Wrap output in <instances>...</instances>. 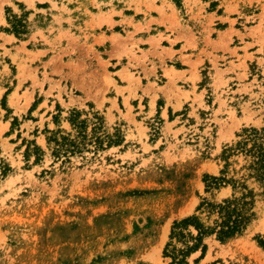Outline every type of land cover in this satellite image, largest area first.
I'll return each instance as SVG.
<instances>
[{
  "label": "rangeland",
  "instance_id": "obj_1",
  "mask_svg": "<svg viewBox=\"0 0 264 264\" xmlns=\"http://www.w3.org/2000/svg\"><path fill=\"white\" fill-rule=\"evenodd\" d=\"M152 1L0 0V32L14 39L0 57V264H168L173 222L196 215L211 225L214 216L196 208L232 196L229 185L206 189L204 178L220 177L223 149L245 130L264 128V30L246 29L231 43L257 38V58L228 46L219 56L212 46L192 99L173 111L179 104L169 108L164 82L182 65L160 36L145 39L134 26ZM256 1L261 7L247 10L261 13L262 24L264 0ZM72 111L89 120V134L98 128L103 144L86 141L57 158L50 138L72 132ZM229 162L227 178L246 174L243 156ZM253 211L241 235L204 238L197 264H264L256 241L264 196H255Z\"/></svg>",
  "mask_w": 264,
  "mask_h": 264
},
{
  "label": "trees",
  "instance_id": "obj_2",
  "mask_svg": "<svg viewBox=\"0 0 264 264\" xmlns=\"http://www.w3.org/2000/svg\"><path fill=\"white\" fill-rule=\"evenodd\" d=\"M94 119L97 121V118ZM88 121L81 119V115L77 111H72L69 122L74 134L71 132L50 138V142L53 143V156L65 158L67 154L77 153L82 148L80 146L86 141H90L97 148H101L103 139L96 136L98 128L94 125L89 134L87 132ZM240 138L235 144L223 149L224 166L220 171V177L206 176L204 178L206 189H216L223 185H229L233 191L232 196L218 204L202 202L196 208V212L206 213L208 219L214 216L211 225H206L196 215L173 222L169 240L163 251V257L170 261L168 264H188L187 259L200 251L199 257L194 260V264H197L204 257L207 249L203 243L204 238L214 236L217 241L225 242L241 235L254 219L255 196H264V128L245 130ZM116 143L117 141L108 137V144ZM33 149L35 154L39 152L37 147L34 146ZM28 152L26 153L28 154ZM239 155L244 157L243 169L246 174L239 180L227 178L228 169L231 165L229 159ZM7 170L4 167L2 174H5ZM250 180L261 189L259 193L255 192V188L248 187L247 181ZM237 193L240 195L237 196ZM256 241L259 247L264 250V237H257Z\"/></svg>",
  "mask_w": 264,
  "mask_h": 264
},
{
  "label": "crops",
  "instance_id": "obj_3",
  "mask_svg": "<svg viewBox=\"0 0 264 264\" xmlns=\"http://www.w3.org/2000/svg\"><path fill=\"white\" fill-rule=\"evenodd\" d=\"M213 1L216 0L207 2L202 0H181L182 6L178 9L172 4L171 0H153L151 2L152 7L149 10L150 16L141 20L142 22H149L152 19V21L148 25H143L142 22H140L141 25H134L140 28L142 37L145 39L148 37L158 38L160 36V44H167L164 47L171 49L172 59L177 60L182 65V68L175 69L173 81L170 82L165 79L164 82L171 91L174 87L183 88V90H180L181 93L172 91L171 95L166 88L167 95L171 100L169 108H173L176 103L179 104V108L172 109L173 111L180 109L192 99L190 94L191 87L196 85L201 78L200 67L206 64L207 61L210 62L211 57H207V54L211 53L213 56L212 46L217 48L216 52L219 56L221 48L228 46L229 52L242 55L240 57L245 54H249L254 58L258 57L259 46L256 42L257 38L246 37L250 30L245 31L250 28L252 30L258 25H260L261 31L264 30V19L263 23L260 24L261 13H252L247 10L248 6L254 5H256V8H260L261 6L256 4L257 1L218 0L215 8L208 10L210 2ZM235 14H242L241 18L243 20L238 22L239 17L236 18ZM247 17L253 18V22L248 24L250 26H246L247 24L244 23V19ZM232 21H235V24ZM3 22L4 20L0 16V28L3 26ZM240 34L246 36L241 42H238L237 46L232 47L235 48L232 50L231 43ZM136 35L137 37L139 36V34ZM13 40V37L0 32V57L3 55L1 46L3 45L6 50H9L8 47L11 46L10 42ZM9 53H11V49ZM233 64L237 65L235 61H233ZM180 84L185 86H180ZM3 91L4 88L0 85V98L3 96ZM185 93H187V97H185ZM164 99L166 100L165 96Z\"/></svg>",
  "mask_w": 264,
  "mask_h": 264
},
{
  "label": "bare ground",
  "instance_id": "obj_4",
  "mask_svg": "<svg viewBox=\"0 0 264 264\" xmlns=\"http://www.w3.org/2000/svg\"><path fill=\"white\" fill-rule=\"evenodd\" d=\"M257 253V252H256ZM259 254V253H258ZM263 256V255H262ZM259 261V260H258Z\"/></svg>",
  "mask_w": 264,
  "mask_h": 264
}]
</instances>
